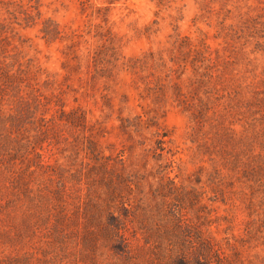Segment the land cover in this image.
Here are the masks:
<instances>
[{
  "label": "rangeland",
  "instance_id": "obj_1",
  "mask_svg": "<svg viewBox=\"0 0 264 264\" xmlns=\"http://www.w3.org/2000/svg\"><path fill=\"white\" fill-rule=\"evenodd\" d=\"M0 264H264V0H0Z\"/></svg>",
  "mask_w": 264,
  "mask_h": 264
}]
</instances>
